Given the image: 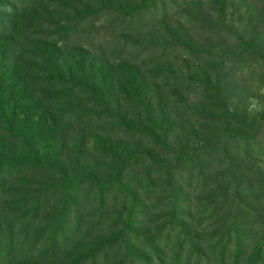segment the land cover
Wrapping results in <instances>:
<instances>
[{"label": "rangeland", "instance_id": "1", "mask_svg": "<svg viewBox=\"0 0 264 264\" xmlns=\"http://www.w3.org/2000/svg\"><path fill=\"white\" fill-rule=\"evenodd\" d=\"M99 1L91 0L93 14L79 20L72 8L80 11L88 0H71L73 5L65 3L59 10L37 7L19 16L13 34L0 36V106H9L0 111V264H159L148 246L142 245L148 235L129 245L127 229L120 249L93 237L98 218V226L106 230L131 205L136 207L130 191L140 193L142 199L147 168L156 183L173 177L176 187L191 194L189 213L183 209L178 216L195 217L200 228L210 223V213L217 207L224 227L231 220L237 226L246 217L247 225L239 232L241 244L231 233L217 248L223 264H264V0H159L154 10L129 16L105 8L107 0H102L104 5ZM108 1L126 5V0ZM1 4L7 8L0 16L7 19L11 6L6 0ZM36 10L45 12L48 23L33 20ZM60 26L77 30L68 39L74 49L70 57L86 48L82 60L88 64L92 59V83L102 96L93 95L88 84L65 87L70 90L65 94L64 89H42L27 81L28 51L42 49L43 40L50 42L46 35L57 40ZM8 45L26 57L21 59L25 72L19 69L18 76L12 65L7 63L5 68ZM132 77L135 94L128 93V86L120 94L119 85ZM12 86L14 100L20 97L15 108L13 98L7 102ZM34 100L54 117L53 130L28 124ZM62 108L68 112L61 116ZM117 118L125 119L124 123L118 125ZM111 147L117 148V154H98ZM135 155L137 163L145 161L121 170L126 192L115 185L112 194L97 202L89 196L95 189L89 183L84 189L88 196L84 202L78 200L77 212L71 206L67 210V197L58 187L60 174L43 165L55 162L70 177L93 175L101 183L117 169L118 160ZM178 158L182 162L174 170ZM147 159L161 164L152 166ZM18 162L21 167L15 168ZM207 172L224 176L217 177L218 182L213 177L204 182ZM173 184L165 182L151 198L164 199L168 207ZM36 200L43 210L32 218ZM104 209H109V216L102 225ZM59 225L53 242L60 243L61 229H66L75 239L71 248L62 249L58 258L47 263L16 259L14 247L21 241L47 249L44 241ZM122 226L123 222L119 229ZM182 233L178 228L171 235L185 240ZM174 239L171 247L165 248L162 240L158 248L167 256L163 264H177ZM200 249L196 254L201 258H193L185 246L179 264H215V254Z\"/></svg>", "mask_w": 264, "mask_h": 264}, {"label": "trees", "instance_id": "2", "mask_svg": "<svg viewBox=\"0 0 264 264\" xmlns=\"http://www.w3.org/2000/svg\"><path fill=\"white\" fill-rule=\"evenodd\" d=\"M3 1V0H2ZM169 3H172L174 0H167ZM7 3L11 6L10 9V15L7 17V19H4L0 16V36H7L8 34L14 33L15 25L17 24V20L19 16H24L27 12H30L34 10L37 7L44 6V10H59L61 6H65V3H68L70 5H73L71 0H6ZM115 2V3H114ZM159 0H126L125 4L118 3L116 1H112L113 5L110 4V2L107 0L105 4V8L107 9H113V10H122L126 12V14L132 15L135 12H138V10H146V9H155L157 7ZM162 2H165L162 0ZM138 4L140 6H136L134 4ZM97 4L104 5V1L100 0ZM91 7V0H88V4L86 6L81 5L80 11L77 9L72 8L76 12V19L79 20L84 15L93 14V12L90 10ZM6 5H0V11L2 9H6ZM68 14L70 12H67ZM35 19L34 21H39L41 25L43 23H48L47 21V15L45 12L36 10L33 16ZM83 19V18H82ZM66 20H69L67 17ZM68 23L67 25H69ZM59 28H63L60 26ZM72 27L64 28L60 31H57L56 34L58 36V39L53 41L51 35H44L46 38L50 40L46 43V41H41V47L40 50H31L28 51V57L27 61L29 64L28 70L25 72L23 69V66L21 65L22 61L21 59L26 58L24 55H22L21 51L18 50L17 54L15 53V49L13 46L8 45V51L7 55L4 54V61L6 63L5 68L8 69L9 65H12L11 70L14 69L16 72V75H19V69L21 72H25L26 76L28 77L29 83L32 84V86L41 87L44 88H52L55 90L64 89L65 94L69 93V89H66L65 87H75L78 83L81 84H88L89 89L94 91L91 92L93 95L96 96H102V93L96 91L95 85L93 82V76L95 75L93 70L92 59L87 60L86 64L84 60H82V55H86V48H79L80 51L79 54L76 55L75 58H71V52L74 51L73 44H70L68 39H71L74 34H76L77 30L75 31ZM42 36V35H41ZM48 36V37H47ZM53 41V42H51ZM45 47V48H44ZM72 47L71 51L70 48ZM21 49V46L18 47ZM21 53V54H18ZM79 56V57H77ZM8 63V66H7ZM90 63V64H89ZM19 66L20 68L16 67ZM25 76V77H26ZM24 80H22L23 82ZM104 81H107V77H104ZM135 80L132 77L131 80L129 78V81L126 84L119 85V93L121 94V90L124 91L127 88L128 93L135 94L137 90V86H135V83H133ZM21 82V83H22ZM145 82L146 79H143L144 83V90H145ZM18 84V83H17ZM129 84V85H128ZM14 90L16 88L12 86L10 88L11 96L8 97L7 102L11 103L13 100V106L15 108L16 102L20 100V97L14 100ZM105 92L109 93L108 90H105ZM111 92V90H110ZM13 98V99H12ZM12 99V100H11ZM1 100V99H0ZM11 100V101H10ZM72 99H68L67 101L70 102ZM33 104L35 105L34 111L31 113V115L28 116V124H31L32 126L35 125L39 129H48L53 130L52 122L54 121V117L48 113L44 107L37 101L34 100ZM6 106V107H5ZM5 106H0V111L6 108L9 109V106L5 104ZM11 109V108H10ZM70 107L67 108L69 110ZM61 116L63 113H66L68 111L61 110ZM29 114V113H26ZM118 119V118H117ZM121 120V119H118ZM93 121V120H92ZM125 119H122L119 121L118 125L123 124ZM8 120L6 119V124ZM95 122V121H94ZM6 127L8 125H5ZM97 145H101V141H96ZM118 150L116 147L111 148H103L100 149L98 154L107 155V154H117ZM193 155L191 152L189 153L190 157ZM79 156V155H78ZM137 157L136 155L132 159H125V160H118V166L117 169L112 172L107 179L104 182H97L95 177L93 175H81L80 177H70L67 175V172L62 168L57 166V163L52 162H44V168L47 170H56L61 177L60 183L58 184V187L66 195V200L68 203L67 210H69V206L73 207V211L77 212V204L78 200H81L84 202L88 196V193L84 191L85 188L89 187V183L93 184V187L95 189H91L89 196L91 195V198L93 201L101 202L103 201L108 195L112 194L113 187L115 185L118 186L117 189L120 191H125L126 189L122 182L120 181L121 178V170L127 165V168H135L137 164L139 166L143 163L145 160H142L141 163H137ZM148 160V163L152 166L158 167L161 163L156 162V160ZM182 160L179 158L176 160V162L173 164L174 170H179L178 164H181ZM21 167L20 162L17 163V166L15 168ZM148 169L147 168L144 171V180L145 183L143 187L141 188L143 192V196L141 199V194L134 192V190L130 191L129 199L132 200L135 206L131 205L127 210H125V214H122L117 216V220L113 221L110 224L109 229H106L103 226H98V222L95 223L94 232H96L93 237L97 238L98 240H103L101 242L103 243H109L111 245H118L125 244V241L123 239L126 238L124 231L127 229L130 230V236L128 237V244L130 245L134 240H138L141 235L145 236L148 235L145 242H142L145 247L149 248L151 253L154 255L155 262H158L159 264H163L167 260L166 253L161 252L158 248L161 246L162 240L166 242V247H171V243L173 238L174 239V245L177 247V251L175 252L176 255V262L179 264L181 262L183 255L184 247L186 246V249L188 251V254L195 256L197 258H201L196 253H200L201 249L200 247L205 248V253H208L211 256H214L215 264H223L222 263V252L221 250H217L218 246L222 244L225 237L229 234H233L236 238V243L239 245L241 243L238 242L239 239V232L242 230V228H245V224L247 225L246 217L244 216L242 220L239 221V225H235L234 221L231 220L229 223L226 224L224 227L223 223L224 220L220 215L221 209L220 208H213L209 220L210 223L205 225L204 228L198 227V222L195 219V217L190 218V215H188L189 219H183L182 217H179L178 214H180L181 210H186L187 214L189 213V201L191 200L190 193L188 191H185L183 187H176L174 183L173 177H168L167 179L164 178V183H156L155 180L151 179L148 175ZM228 169L232 170V166L229 165ZM179 175V173H177ZM175 175V176H177ZM169 176H174L172 173L169 174ZM224 175H220L219 173L210 174L209 172L205 173L203 177V181H210L213 177L217 182V177H221ZM131 177L130 175L127 177ZM142 177V179H143ZM126 178V179H127ZM140 181L142 179L138 178ZM132 180V179H131ZM129 180V181H131ZM181 180V178H180ZM168 183V185L173 184L171 186L172 189V196L169 199L168 207L165 205L164 199H156L151 198L152 193L157 194L160 192L163 185ZM134 186H137V184L132 183ZM264 201V199H261ZM153 202V203H152ZM193 202V200H192ZM70 203V204H69ZM247 206V205H246ZM42 207H40L38 200L34 202V206L32 208V218H35L37 216V213L39 211H42ZM207 210V209H205ZM202 211V210H201ZM200 211V212H201ZM109 216V209H104V214L102 213V222L103 225L106 218ZM60 217H66V214H62ZM78 217V213H77ZM158 219H153V218ZM115 218V219H116ZM81 219V216H80ZM194 220V221H191ZM164 220V221H163ZM163 221V222H162ZM123 222L122 229H119L120 223ZM238 222V221H237ZM57 226V225H54ZM143 227V228H140ZM61 228V225L58 227H54V230L48 235L45 246H47V249L42 247H39L41 245L40 243H33L30 241L29 244H25L22 241L17 247H14V252L16 253V259L18 261L24 260L25 258L29 257L33 261L37 263H47L54 261L56 258H58L60 252L62 249L71 248L73 246V243L75 242V239L71 235H69L66 231V229H61V241L60 243L53 242L54 235L58 232V229ZM81 225L79 224L76 229V233H80ZM135 228V229H134ZM138 228V229H137ZM183 231L182 235L185 240H182L180 236L171 235L173 231L178 229ZM57 231V232H56ZM27 230H25V237L27 236ZM90 237L88 235L86 238H82V240H86ZM109 238V240H108ZM112 240H111V239ZM23 240H26L25 238ZM140 242V241H139ZM42 243V244H44ZM38 246V248H36ZM110 246V245H108ZM225 249V245H222ZM73 249V248H72ZM118 249H120L118 245ZM133 249V248H132ZM189 249V250H188ZM39 251V252H38ZM219 251L221 255L216 256V252ZM96 253V252H95ZM201 255V254H200ZM205 257V255L203 256ZM149 258V257H147ZM163 261V262H162ZM217 262V263H216ZM211 263V262H210Z\"/></svg>", "mask_w": 264, "mask_h": 264}]
</instances>
